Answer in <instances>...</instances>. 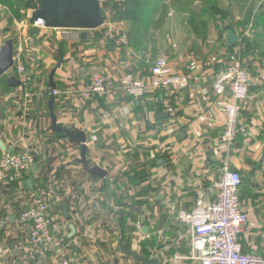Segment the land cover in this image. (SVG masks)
<instances>
[{
  "label": "crops",
  "instance_id": "0c3cea01",
  "mask_svg": "<svg viewBox=\"0 0 264 264\" xmlns=\"http://www.w3.org/2000/svg\"><path fill=\"white\" fill-rule=\"evenodd\" d=\"M132 1L124 0L123 25L128 2ZM136 4L138 10L141 0H136ZM34 8L27 9L28 20ZM210 10L214 16L210 19L205 36L193 32L188 20L184 33L178 31L172 38L167 33L160 35L161 40H156L154 47L149 43L141 49L130 45L132 50H145L150 61L163 53L168 54L171 67L177 72L183 71V65L191 61L197 75H206L199 82V92L194 100L189 99L186 87L181 85L162 91L148 89L139 99L117 92L83 102L80 91L89 74L99 71L119 75L127 56L117 52L110 44L95 45L90 30L89 39L64 40L62 34L74 30L38 29L37 39L29 40L35 52L49 53H36L39 55L35 59L38 64L31 70L29 86L35 84L32 90L38 91V95H34L35 111L37 108L39 111L48 108L43 127L52 131L49 129L50 96L47 91L37 89L36 85L50 87L49 74L62 55V63L56 67L53 76L55 89L60 91L54 96V112L59 119L65 115L64 119L70 123L68 129L86 130V158L89 164L99 165L107 171L104 177H97L93 181L85 169L82 181L69 174L70 186L67 182L66 192L72 203L69 201L67 207L55 206L51 210L55 217L53 233L62 246H59V250L87 264H142L127 255L119 245L123 230L133 227L136 231L130 234L127 231L136 237L129 242L130 250L138 252L140 242L150 236L156 237L157 242H163L170 235L172 242L165 243V250L171 247V253L165 251L166 254L189 255L185 227L175 221L172 209L189 210L197 204L206 205L213 201L211 180L219 179L226 166L238 171L241 176L236 193L247 213V221L238 233L242 250L264 257V0H218ZM12 14L9 0H0V34L8 32V26L14 29L20 25L22 19L14 18ZM170 14L188 19L186 14L170 12L164 30ZM9 19L12 20L11 24L8 23ZM249 23L255 31V42L252 49L246 52L245 48L243 51V60L251 73L252 83L248 98L238 102L241 110L237 119L245 133L238 134L225 151L219 148L225 120L222 98L212 90L211 78H208L211 70L204 63L215 59L220 61L215 65L219 67L225 52L234 51L238 44L237 39L233 44H227L226 33L232 31L237 36V30ZM27 56L29 60L32 58L28 52ZM148 67L149 63L140 59L131 71L135 76L144 77ZM0 88L2 91L11 89L4 74L0 76ZM160 94L168 96L177 107L176 122H171L165 109L153 101L152 97ZM36 114L31 112L33 118L40 115ZM5 124L11 131H8V137L26 131V127L15 124L12 119L6 120ZM56 134L58 139L61 138ZM67 140L80 147L69 138ZM58 165L60 162L54 161L53 166ZM140 175L146 177L140 180ZM18 182L15 191L8 194L0 192V218L3 221L0 241L5 248V258L9 264H53L50 253L38 252L27 242L29 226L17 223L30 191L33 192L28 186L27 191L22 190L24 179L20 184ZM36 184L34 182V189ZM147 186L150 199L147 198L146 203L136 204V200H142L136 196L138 191ZM123 201L131 204H119ZM121 212L132 215V220L122 218ZM163 213L166 220L160 224L158 218ZM144 217L149 218L147 224L143 222ZM70 224L75 227L71 236ZM140 233L144 235L142 240ZM162 246L163 243L157 244L152 249ZM181 264L200 263L188 259Z\"/></svg>",
  "mask_w": 264,
  "mask_h": 264
},
{
  "label": "built area",
  "instance_id": "2783aa9c",
  "mask_svg": "<svg viewBox=\"0 0 264 264\" xmlns=\"http://www.w3.org/2000/svg\"><path fill=\"white\" fill-rule=\"evenodd\" d=\"M99 2L105 19L101 26L90 30L92 40L97 46L110 44L117 52L124 53L127 56V61L122 64V72L119 75L99 71L91 72L80 91L82 101L90 100L95 96L113 95L117 92L133 99H139L145 95L148 89L162 91L175 89L181 85L186 87L189 99L194 100L199 92V82L205 79L206 75H197L193 71L191 61L183 65V71L177 72L172 69L169 55L166 53L158 55L153 61H150L145 50H132L122 18H114L117 12L121 11L120 13H122L124 0H99ZM18 27L23 31L31 27L45 31L49 29L53 31L71 30L48 28L40 19L33 22L22 21ZM21 31L13 35L8 32L0 34V47L8 39L13 41V64L6 73L11 72L19 81L16 87H11L8 91L0 90V143H2L0 144V187L8 188L14 180L19 181L20 184L23 176L32 170L34 163L38 170L50 169L48 179L51 185L48 189L42 187L38 192L30 191L26 206L20 211L17 223L29 226L27 242L38 252L50 253L53 257V264H87L81 259L67 254L64 250H59L61 245L53 233L55 217L51 214L53 207L59 205L64 196L68 197L67 182L71 179V177L70 179H55L53 173L56 167L53 166V163L58 160L60 165L68 166V169L71 170L70 173L82 181L84 168L78 159L80 147L74 145L67 138H59L53 143L55 152H49L50 157L54 156L55 159L48 161L42 155L43 148L37 143V135L40 132L48 131L43 127L44 116H47V114L45 115L46 107L40 111L37 108L35 111L34 95L36 97L38 91L32 90V86L35 87V84L29 86L32 79L31 70L37 67L38 63L35 59L30 58L29 60L25 51L26 37ZM236 34L237 48L232 52H225V58L219 67H215V65L220 61L215 59H209L204 63L211 70L208 78H211L212 90L222 98L225 120L219 148L225 151L229 149L238 134L245 133V129L237 123L241 110L238 102L248 98L252 83L251 73L244 64L243 51L247 44L252 45L255 31L252 24L249 23L245 27L239 28ZM140 59L149 63L144 77L135 76L131 71ZM36 88L43 92L47 91L49 96L60 93L59 90L51 89L46 85L42 87L37 84ZM152 99L165 109L171 122H176L177 107L168 96L154 95ZM31 112H37L40 115L36 114L37 118H33ZM64 118L65 115L61 119L56 116V123L68 128L70 123ZM10 119L15 124L26 127V131L8 137V131H11L5 122ZM5 137H7L6 141ZM85 144L87 147V138ZM57 155L61 158H57ZM240 183L239 172L225 166L219 179L211 180L213 201L206 205L197 204L189 210L172 209L171 214L175 221L185 227V234L190 246L189 255L174 253L167 257L163 252L157 251L160 249H152L147 257L161 259L163 263L167 264H181L188 259L196 260L200 264H264V257L244 252L238 240V233L247 221V213L236 193ZM59 190H62L64 196L60 195ZM2 223L0 218V229ZM0 264H9L5 258V248L1 241Z\"/></svg>",
  "mask_w": 264,
  "mask_h": 264
},
{
  "label": "trees",
  "instance_id": "16d2710c",
  "mask_svg": "<svg viewBox=\"0 0 264 264\" xmlns=\"http://www.w3.org/2000/svg\"><path fill=\"white\" fill-rule=\"evenodd\" d=\"M9 2L11 4L12 13H14L13 14L14 18L16 19L28 20L26 11L27 9H29V6L31 5L32 2L35 8L38 7L37 0H9ZM217 3H218V0H141V4L137 10L138 17H137V21L134 23V29L133 31L127 30L129 43L135 49L145 48L148 42L154 47L155 45L154 33L159 32L163 28L164 24L168 20L170 12L186 14L188 16L191 30L200 36H205L208 33V25H209L210 19L213 18L214 16L210 8L212 5L217 4ZM33 6L31 8H33ZM120 12L119 13L117 12L114 18L116 19L123 18V14ZM11 22L12 20L9 19L8 23L11 24ZM6 29L7 30L10 29V27L8 26ZM38 31L39 30L36 28H32V27L29 28L28 39L29 40H31V38L37 39L36 35ZM146 41L147 43H144ZM254 42L255 41L252 42V45L247 44L246 52H248L249 49L253 48ZM47 109L48 108L46 107L45 114L48 113L46 112ZM37 136H38L37 143L39 144L41 148H43L42 155L45 156V158L48 161H53L55 157L54 156L50 157L49 152L51 153L55 152L54 150L56 149L55 147H53V143L57 141L58 135L54 133L53 131H46L45 133L40 132V134H38ZM57 158H61V157L57 155ZM50 171H51L50 169L43 170V171L39 169L37 170L36 175H35V172H32V170H30L28 173H26L23 176L24 183H23L22 190L23 191L28 190L25 182H26V179L29 178L30 176H33V174L35 175L34 182L37 183L34 189L35 192H38L42 187H44L45 189H48L49 186L51 185V182L48 179ZM70 171L71 170L68 169V166L58 165L55 168V172L53 173V176L55 179H63V178L70 179V176H69ZM145 177H146L145 175H140L139 179L141 180ZM89 178L92 181L94 179H97V177L93 175H89ZM16 189H18L17 181L14 180L9 184L8 188L0 187V192H2L3 194H8L10 192L15 191ZM148 189L149 188L147 186V187L140 189V191H138L136 196H139L142 200H136L135 201L136 204H141L143 202L146 203V199L148 198V194H147ZM59 193L60 195L64 196L62 190H59ZM69 201H72V200L69 197L64 196V199H62V201L57 206L62 207L64 205L65 207H67L69 204ZM119 204H127V203L124 202V203H119ZM130 204L131 202H129V204L127 205H130ZM56 211H59V210L56 208ZM121 214H122V218L129 217L132 220V215H129L128 213H123V212H121ZM122 220L121 221L124 222V219ZM165 220H166V215L163 213L161 214V216H159L158 221L160 224H163L165 223ZM143 222L147 224L149 222V218L144 217ZM158 228L159 227H156L155 229H158ZM128 230L130 234L136 231V229H133V227H131L129 229L123 230L122 245L124 246L125 249L129 250L131 248L130 243H129L130 240L136 237H134V235H129L127 233ZM156 240L157 239L154 236H150L142 240L140 242V249L138 253L148 256L152 248H154L157 244L159 245L163 243L162 241L157 242ZM170 251H171V247L168 249L167 252L171 253ZM158 261L161 264L162 260L158 259ZM163 264H167V263H163Z\"/></svg>",
  "mask_w": 264,
  "mask_h": 264
},
{
  "label": "water",
  "instance_id": "95a60500",
  "mask_svg": "<svg viewBox=\"0 0 264 264\" xmlns=\"http://www.w3.org/2000/svg\"><path fill=\"white\" fill-rule=\"evenodd\" d=\"M38 7L33 9L30 14V22L38 19L44 22L48 28L71 29L72 32H64L62 38L64 40H86L89 39V30H93L102 25L105 17L102 14L99 0H37ZM80 30V32H78ZM226 42L231 45L236 41V35L232 31L226 33ZM13 41L8 39L0 47V76L6 74L7 83L11 87H16L19 81L11 73L6 71L12 66ZM62 63V55H60L56 67ZM56 67L52 68L49 74V86L51 89L56 87L53 76ZM54 96H50L48 101L50 127L49 129L59 134L61 138H69L80 146V159L85 171L96 177H104L107 171L99 165H90L86 158V130L75 128L74 131L64 128L56 123V114L53 109ZM2 144V143H0ZM32 169L35 172L37 165L34 163ZM27 186L30 190H34V177L30 176L27 180ZM65 214L66 211H65ZM70 236L75 232V227L70 224ZM121 249L127 254L133 256L142 264H160L157 259L149 258L144 254H140L134 250L125 249L122 245V239L119 240Z\"/></svg>",
  "mask_w": 264,
  "mask_h": 264
},
{
  "label": "rangeland",
  "instance_id": "374dc122",
  "mask_svg": "<svg viewBox=\"0 0 264 264\" xmlns=\"http://www.w3.org/2000/svg\"><path fill=\"white\" fill-rule=\"evenodd\" d=\"M33 6V2L31 3V5L29 6V9L31 8ZM127 15H126V21H125V24H124V28L126 29V30H130V31H133V29H134V23L137 21V17H138V13H137V4H136V0H133L132 2H128V8H127ZM14 14V13H13ZM12 14V15H13ZM16 15V14H15ZM14 16V15H13ZM170 20L168 21V23H167V26H168V29H170V30H168V32H167V26H166V32H165V30H164V27H165V25L166 24H164V26H163V30L161 29L159 32H156V33H154V38H155V41L157 40H161V37H160V35H165L166 33H167V35H169L171 38L175 35V33L177 32L178 33V31L179 32H182V33H184L185 32V30L187 29V26H188V24H187V21H188V19H186L184 16H180V15H174V14H170ZM22 21H24V19H22ZM21 21V22H22ZM227 22V21H226ZM1 25L2 24H0V28H1ZM22 30V29H21ZM21 30H19V27L17 28V27H15L14 29H9L8 30V33L9 34H15V33H18V32H20ZM22 33H23V35H24V37H26V41H27V43L25 42V51H26V53L28 52L29 54H30V56L33 58V59H37V57L39 56V55H42V54H45L46 53V51L45 52H35L34 51V46H33V44L31 43V41H29V39H28V30H26V31H21ZM148 38V37H147ZM144 43H147V41L146 42H144ZM149 43V42H148ZM39 54L38 56H37V54ZM46 54H49V53H46ZM45 54V55H46ZM51 54H53V53H51ZM0 90H1V88H0ZM31 140H32V138H31ZM78 159H80V157L78 158ZM141 229V228H140ZM166 238V239H165ZM164 238V241H163V246L162 247H159L158 249H160V250H157V251H161V252H163L165 255H167L166 254V252L165 251H167V250H165L166 248V246H165V243L167 242V241H171L172 242V238H171V236L170 235H167L166 237ZM142 239H144V235H142V233H140V240H142ZM167 257H169L168 255H167ZM161 264H163V261L161 262Z\"/></svg>",
  "mask_w": 264,
  "mask_h": 264
}]
</instances>
